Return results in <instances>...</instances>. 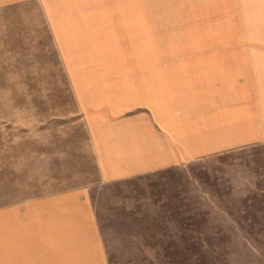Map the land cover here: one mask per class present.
I'll return each mask as SVG.
<instances>
[{
    "label": "rangeland",
    "instance_id": "obj_1",
    "mask_svg": "<svg viewBox=\"0 0 264 264\" xmlns=\"http://www.w3.org/2000/svg\"><path fill=\"white\" fill-rule=\"evenodd\" d=\"M257 44L264 0H0V264L25 204L85 184L107 264H264V139L230 129L235 98L187 162L101 182L96 154L105 128L152 123L136 87Z\"/></svg>",
    "mask_w": 264,
    "mask_h": 264
},
{
    "label": "crops",
    "instance_id": "obj_2",
    "mask_svg": "<svg viewBox=\"0 0 264 264\" xmlns=\"http://www.w3.org/2000/svg\"><path fill=\"white\" fill-rule=\"evenodd\" d=\"M251 47L256 48L231 49L233 53L223 59L188 60L185 68L154 76L151 90L136 87V92L144 91L148 97H135L128 104L151 106L152 123L118 124L121 129L117 134L105 128L104 144L96 150L100 181L168 168L199 155L197 147L209 145L208 131L224 130L222 117L215 114L223 99L235 98L233 104L239 107L231 115L230 129L257 131L249 133L250 141L264 139V44ZM241 50L246 52L239 53ZM231 85L233 92L225 93V86ZM137 119L147 120L144 115ZM175 123L183 126L179 133L172 128ZM90 185L57 191L25 204L16 223L10 225V250L14 242L15 254L11 252L8 264H107Z\"/></svg>",
    "mask_w": 264,
    "mask_h": 264
}]
</instances>
